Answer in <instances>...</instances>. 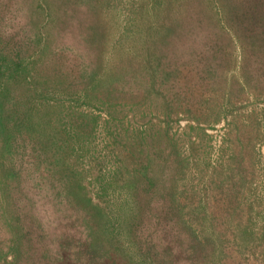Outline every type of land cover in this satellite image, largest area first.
<instances>
[{"label": "rangeland", "instance_id": "rangeland-1", "mask_svg": "<svg viewBox=\"0 0 264 264\" xmlns=\"http://www.w3.org/2000/svg\"><path fill=\"white\" fill-rule=\"evenodd\" d=\"M0 264H264V0H0Z\"/></svg>", "mask_w": 264, "mask_h": 264}]
</instances>
